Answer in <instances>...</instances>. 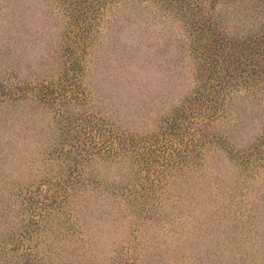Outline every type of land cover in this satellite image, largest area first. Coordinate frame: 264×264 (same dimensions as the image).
<instances>
[{
    "label": "rangeland",
    "instance_id": "374dc122",
    "mask_svg": "<svg viewBox=\"0 0 264 264\" xmlns=\"http://www.w3.org/2000/svg\"><path fill=\"white\" fill-rule=\"evenodd\" d=\"M0 264H264V0H0Z\"/></svg>",
    "mask_w": 264,
    "mask_h": 264
}]
</instances>
